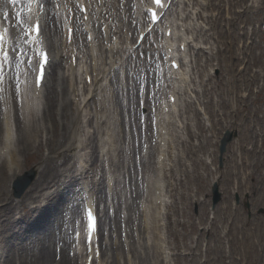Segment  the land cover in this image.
<instances>
[{
    "label": "rangeland",
    "instance_id": "obj_1",
    "mask_svg": "<svg viewBox=\"0 0 264 264\" xmlns=\"http://www.w3.org/2000/svg\"><path fill=\"white\" fill-rule=\"evenodd\" d=\"M192 1L197 3V0ZM0 3L2 11L5 12L11 9L6 0H0ZM252 4H264V0H245L243 4H240V6H237L235 9L227 4V0H211L210 5L215 14H217V17H219L217 20L216 17L206 19V17L212 13V10H208L206 7L202 8L201 19L204 22V26L206 29H211V34H214L213 38L219 43L221 51L218 53L217 57H212V61L210 60L211 55L206 52L199 56L198 68L201 69V65H203V72L208 69L207 72H211L215 78L205 82L202 92L200 81L195 83L199 86V92H201L197 93L195 96V104L197 106V103H199L209 117V122L211 120V124L214 123V133L213 135L209 133L210 129L207 130L204 125L200 123L203 119L202 114V118L199 116L200 121L196 118L194 110H187V115L184 119L188 124L185 125V128L182 130L183 138L175 145V151L178 157L173 162L174 164L169 176L165 177V180L167 179L169 183L167 195L171 200L167 207L166 226L167 241L171 252L168 262L159 255L156 245L146 248L143 240V243H136L135 246L131 244L129 248L133 249L130 253V255L132 254L131 262L129 263L125 260L126 256L129 254L126 253L124 257L120 255L122 257L119 258L120 264H229L230 260V264H264V214H257L258 209L264 207V140L262 141L259 139L257 142L251 143L257 132L258 134L261 132L264 133V90L262 91V88L264 89V9L259 7L258 11L254 8L249 9L248 6ZM246 6L248 8H246ZM244 7L246 11L243 13ZM233 65L234 69L232 72ZM195 71H197L196 68ZM53 76L54 71H52V78L54 80ZM237 78L239 79L240 85L237 84ZM204 79H206V77ZM47 90H50V88ZM54 90H57L55 84ZM63 93H67L66 88L63 89ZM249 94L251 95L245 98V96ZM52 96H55V93L52 94ZM237 100L240 102L239 108L236 106ZM243 100H247V103H244V105H242ZM53 109V122L59 125H56V127L63 129L64 127H62V124L67 121L64 117L62 121L58 120L61 114L60 116L55 115L57 107H53ZM193 116L194 120L192 121ZM69 118L71 120L70 116ZM191 122H193V125L189 124ZM194 122L197 123V127L196 124L194 125ZM80 126L81 119L79 123L77 122L75 124L74 130L78 129ZM48 128H50L48 132L51 136L53 135L54 141L52 140L46 143V130H44V133H39L38 140L43 142L41 156L46 157V154H48L47 150L53 149L49 162H52V165L60 171L59 168H65L66 161H68L70 156H66L65 160L63 155L58 157L55 156V151L61 149V147H63V149L66 147V138H61V136H58L57 132H53V127L51 128V125H49ZM17 130L20 131V128L17 127ZM226 130H236L237 138L228 145L227 152L224 155L223 167L221 168L219 166V146L217 141ZM199 134H202V136H199ZM205 136H208V138ZM122 139L123 137L121 136V142L118 141V143L121 144L122 147L127 148L129 138H127V140ZM245 141L249 149H254V152L252 154L250 153V156L247 158L248 162L253 165L249 168L251 173L249 177V170L235 171L237 170L238 161L233 158L236 153L243 154L246 150L244 145ZM32 145V152L39 148L38 143L33 142ZM135 148L136 150L140 149L136 143ZM129 152L130 151L127 153ZM204 154H209L207 157L212 161L209 170L211 168L215 170H213L211 174L206 173L203 181H196L193 179V176H197L200 173V169H198L196 174L194 173L195 161L199 155ZM19 155L20 168L18 173L11 176V172H6V180L0 181V192H2L3 188L5 196H8L7 198L0 194V205L7 202L4 206H0L3 209L7 208L6 212H0V240L5 236V243L8 244L7 252L12 253V264H37V259L39 258L38 254L43 246L45 248L44 251L50 253L48 264L64 263V257H67L68 250L63 246V250L58 252L56 248L58 245H62L61 241L66 237V231H64L62 227L58 228V225L65 216L67 207L73 205L74 199L77 196L75 194L76 192H73V189H71V192L70 190L66 191L62 189V186H59L61 188L60 198H58L55 203L52 199L48 201L46 205L49 206L47 211H45L47 215L44 217L45 209L43 208V211H41L42 207L39 206L37 211L31 214L33 217L28 222V226L30 227L29 231L27 228H24L26 227L24 224L22 226L24 229L22 234L13 232L10 227L15 225L9 222V220L11 219V221L16 224L18 221L21 225L23 224L22 220H18V217L25 212L22 210V205H27L30 201L36 200L35 192L30 197L26 195L39 180L42 169L45 166L44 163L41 162L42 160H36L38 158L34 156L24 157L21 153H19ZM125 155L126 152H124V156ZM99 165H101V161H99ZM119 166V171H125L126 176H129L130 172L134 173L136 170L134 163L130 166L125 163L124 170L123 167L121 168L122 165ZM32 167L37 169L38 174L36 180L20 199L15 198V191L13 190L14 181L19 175H22ZM100 168L102 167H98V169L94 168V172L91 174L93 176L92 178L95 177L97 180L103 176V174L99 173ZM128 168L129 172L127 171ZM72 171L74 174H77L74 168ZM54 177L55 175L51 178H47L48 187L44 188V186V189L38 192L40 197L37 198L36 202L30 203V207L41 205L44 198L41 194L55 191L58 188L57 185H61L58 179L54 180ZM101 178L105 184V180L103 177ZM65 180L69 181L68 178ZM127 180L126 178V181ZM214 181H218L221 186L224 202L223 207L225 208L223 210L225 211L228 207L231 208V204L234 203V187L239 186V193L243 196L246 193L250 194L251 204L254 203L255 205L254 214L250 217L247 210L239 207L237 212H233L231 209L227 217L229 219H234L245 229L249 227L253 231L252 236L249 235L246 237L247 230L245 229L239 232L238 228L234 226V231L233 225L230 226L225 224L222 229L223 234L226 233L227 227L230 228L229 230L231 232H228L229 235L225 236L227 240H222L219 243L216 238L218 235L222 234V231L219 233L218 223L215 220H213L214 226L212 227L211 233L210 231L205 233L200 230L201 227L210 226V223L207 222L209 216H211L210 206L206 200L205 203H195V198L192 195H197V198L203 195L206 199ZM72 187L74 186H71V188ZM82 187L83 186H79L78 191H80ZM89 189L93 191L94 188L92 189V186H90ZM200 189L201 191H199ZM69 193L70 197H68ZM97 194H100V192H97ZM79 197L80 196H77V198ZM133 200H136V198ZM124 201L125 197H123L122 202ZM46 202L47 200L42 202V205ZM195 204L198 206L200 222L195 220ZM55 209H58L57 212H55ZM118 210L120 211L121 208L119 207ZM136 210V203L128 201L124 205L121 213L128 211L130 214ZM112 215L114 216V213ZM8 216H10L9 220L7 218ZM37 219H42L41 227H34ZM104 220L107 221L105 218ZM112 221H116L115 216ZM203 222L207 223L205 224ZM102 225H104L103 221ZM184 225L185 227H183ZM255 236H258L261 240H258V244L256 242L254 243ZM207 241H209V243L207 251H205L204 245L207 244ZM253 243L261 245V247H258L259 251L257 253H255L254 250L248 252L246 249L248 244L253 245ZM112 257L111 252L105 255L106 264H118L117 258L115 257L114 261ZM0 264H3L2 259H0Z\"/></svg>",
    "mask_w": 264,
    "mask_h": 264
},
{
    "label": "bare ground",
    "instance_id": "obj_2",
    "mask_svg": "<svg viewBox=\"0 0 264 264\" xmlns=\"http://www.w3.org/2000/svg\"><path fill=\"white\" fill-rule=\"evenodd\" d=\"M163 1L165 2V0ZM199 3H200L199 5H205V1H199ZM238 3L239 1L237 0L236 4ZM258 6L259 8L264 9V4H259ZM198 10H199L198 6L195 8H191L190 11L189 9L187 10H183V8L179 9L176 12V16L177 17L183 16L182 22L184 23L177 24V26L182 25V27L185 26V28H188V29L189 28H199V27L204 28L203 23L197 18ZM174 19L176 20V17ZM173 26L174 27L172 28L174 30V34L177 35L176 30L174 29L177 27H175V24H173ZM190 34L191 36L189 35L188 32H185L183 36L187 38V41L191 42L190 43V47H191L192 42H194L195 39L193 40V36H192L193 34L192 33ZM129 42L130 41H129V35H128V37L126 38V41L118 45L120 52H116V53H105L102 51L100 47H97L96 45H94V48L91 50V53H92L91 60L94 62V66L92 65L91 66H92V71L97 72V75L99 76H97L96 74H95L96 76H93V79H92L93 82L90 87H88V85L86 84L82 86L81 85L79 86V84H76L75 69L74 70L72 69V71L70 72L68 68L67 69L62 68V70H58V78L56 79L58 80L59 86L64 85V81L68 82V86H69L68 96H66V99L63 100L61 104L58 102L61 107V110L65 111V113H68L67 100L71 102V104H73V110H74L73 117L71 118L72 121L69 124L70 129L68 127L64 128V135L62 138H68V140L70 141V131L72 130L73 124L79 120L80 114L81 115L85 114L83 116V123L85 124L87 122L89 125V128L87 125H84V124L81 125V128L83 129V133L80 136H75L77 139L75 150L81 149L83 151L92 145L90 148L92 150V155L95 156V158L93 159V163L97 161V158L98 160L102 158L103 160L105 159L108 161L109 172L104 173L105 175L109 174V178H108L109 180L107 182V187L108 186L110 187V184L112 185L113 183L112 177L114 176L113 175L114 171L112 172V167L114 166V158H117L118 156V154H114V153L118 152L119 150V148H117V145H116L118 141L117 139L120 133L119 130L123 129L122 131L123 139L126 140L128 137L125 135V131H124L125 127H123L124 120H123L122 114L125 111V108L129 109L131 101H130V98L128 97L126 99H120L119 95L120 94L125 95V93L128 92L129 90L133 92V86L130 87L126 85V87H124V83H123L124 78L122 76L124 69L127 67L126 65L127 55L130 52H132V49H133L132 47H130ZM52 43L54 46H56V40L54 38L52 39ZM161 48L166 49L167 47L162 45ZM199 48H202L201 45L199 46ZM169 49L172 50L173 46H170ZM189 53H190V49H189ZM185 54L186 53H184L183 55ZM114 55H117L118 57L114 59ZM156 56H159V53L157 51H156ZM187 56L188 55L186 54L183 66L185 65ZM53 59L54 61H58L57 55L55 54L54 51H53ZM58 68L60 69L59 66ZM167 72H168L167 74L168 77L169 75L171 76L170 81L169 80L168 81L170 82V87L172 86V91L174 92V95L176 96L177 101L174 104L161 101L162 107L168 108L170 113L166 114L164 113L163 110H159V112L156 115L159 120V123H158L159 143L155 147V150L157 151V157L154 158V160L151 163L150 155H146V154L142 155L141 151L139 152L140 163L144 164V176L147 178L146 184L148 186V190H150V195L153 198L151 205L147 203V201L145 200L143 201L140 200L144 213H145L146 221H150L151 219H155L157 217H158L157 220H160L161 214L164 212V207L166 205L167 199L165 196V189H164L165 184L162 180V177L163 175L166 174L165 171L168 170V166L170 165L169 154H172V157L175 156L173 149L171 152V147L169 143L173 138L172 135L174 136L180 135V131L177 130L176 126L183 127L182 123L180 125L175 126L173 124L172 118L180 114V112L183 109L187 110L192 107V102L190 99L193 97L192 93H194L190 85V82L192 79V73H193V72L191 73L190 68L187 67V69H183L182 67H180L177 71L169 70ZM51 81L48 82L49 84L48 87L51 86V83H50ZM99 82H100V86L98 87V89H94L93 86L97 85ZM85 88H87L86 94H83V90ZM44 90L45 88L41 89L40 91L27 88V90L23 94L24 100H23L21 109L16 110V107H15L13 110L14 121H12L11 119L12 114L10 110L5 111L4 115L2 113L3 117L2 118L0 117V131L2 134L0 136V181H3L5 179L6 172L8 173L11 172L13 174H16L18 172V167L20 166L19 153H21L24 157L34 156L35 158H38L36 160L40 159L42 160L41 162H43L45 165L44 168L42 169L39 180L27 193L26 195L27 197H30L35 192L36 194L35 197L39 198L38 192L44 186L45 188L48 187V183L46 181L47 178H51L54 175H55L54 180L58 179V182H62V179H60V177H62L64 180L65 178H69L70 185L72 186L75 184L76 186L79 185L80 180L81 181L83 180L84 182L83 188L85 187V189L87 190L86 187L89 186L91 181L90 179H88L89 169L88 168L84 169V166H86L87 164L86 159L85 161H82V157L84 156L85 152L81 153L79 151H74L73 156H72L70 152H72L71 148L74 143H71V142L68 143L66 145L67 149L64 152H61V153H64V157L67 156L66 153L68 152L69 153L68 156L70 157L68 161H66L65 168H59L60 171H58V169H56V167L52 165V162H49L51 159V153L53 149L48 150V155L46 157L41 156L43 147H42V141L38 140L39 133L40 132L43 133L45 129H48L49 125L53 127V131H55V129L57 128L51 119L53 108L52 106L48 105L49 101L47 102L46 100V95L44 93ZM115 90L117 92V95H115V92H114ZM263 90L264 89L262 88V91ZM157 92H159V88L157 89ZM156 95H159V94H156ZM79 96L81 98L77 99V97ZM160 96H162V93L160 94ZM45 100H46V104L44 105ZM9 103L10 101L8 100V104L6 106H8ZM124 103H127L128 107L125 106ZM244 103H247V100H243L242 105H244ZM2 106H5V104ZM40 107L42 109V111L40 112L41 115L38 114ZM0 109H1V104H0ZM19 112L22 115H19L18 114ZM129 112L130 111H128L127 114L130 117ZM17 127L20 128V131L17 130ZM132 127L133 126L131 125L130 129ZM171 127H173L172 132H170ZM91 128H93L92 133H91ZM19 132H20V138H19ZM51 140L54 141L53 138H51L50 141ZM33 142L39 144V148L35 150L34 152H32V149H31V146H33L32 145ZM48 142H49V139L47 140V143ZM131 144L133 146V143L130 142L129 145ZM129 145L127 147V151L131 150V147ZM59 150L60 149L55 151L56 153L55 156L58 155ZM122 155H123L122 153L119 154V156H122ZM122 157H121V162H123ZM124 161H127L128 163H132L131 156L127 155L126 157H124ZM203 161L205 160L202 157H200L195 161V165L199 166L201 165V162L204 163ZM72 162L74 164L79 162V164L81 165L80 167L82 168H77V171L79 172L78 174L73 173ZM195 169H197V172H198V169H200V167H195ZM78 176H81V177L77 178ZM69 182L65 183L64 190L68 188ZM121 182L122 180H120V184ZM123 182H125V176L123 178ZM130 182H132V184L135 183L137 186L141 184L140 182H138V179L133 180L131 175H130ZM143 183L144 182H142V184ZM102 185H103V182L100 181L98 183L97 190L100 191V193L104 195V199L107 200V193L106 191L104 192L105 189L103 190L101 188ZM77 187H74L75 192L77 190L76 189ZM132 193L133 191H131V194ZM0 194L5 196V192L3 188ZM5 197L8 198V196H5ZM44 197L47 199H52L53 195L50 194L49 192H46L44 193ZM55 198H60V191H57ZM36 200L30 201V203L36 202ZM30 203H28L27 205H22L23 203L21 204L22 210H24L25 212L19 217V220H22L24 223L25 222L28 223L33 217L31 214H33L34 211H37L38 209V206L30 207L29 206ZM6 209L1 208L0 212L4 213L6 212ZM47 209L48 208H46V210ZM73 211H74L73 213H75L74 216L77 219H79L78 212L75 211L74 209ZM108 212H109V209L107 210V215L109 217L111 215ZM46 215H47V212H45L44 217ZM7 218L9 220L10 216H8ZM9 222L15 225V226L10 227V229L13 232H17V233L19 232L21 234L24 232V229L18 226V224H16L15 222L11 221V219L9 220ZM41 222H42V219H37L36 225L34 227L36 226L41 227ZM26 228L29 231L30 227L26 226ZM2 241H5V236L2 237ZM100 246L102 247L101 244ZM44 250L45 248L43 246V248L38 254L39 258L37 259V262H38L37 264H48V258H49L50 253L45 252ZM80 251H81V248L78 250V252ZM78 252H76L77 255L75 257H78ZM0 258H3L4 264H12V253L11 252L5 253L4 249L0 248ZM60 264H71V261L68 260L67 257H64V263L61 262Z\"/></svg>",
    "mask_w": 264,
    "mask_h": 264
},
{
    "label": "snow or ice",
    "instance_id": "obj_3",
    "mask_svg": "<svg viewBox=\"0 0 264 264\" xmlns=\"http://www.w3.org/2000/svg\"><path fill=\"white\" fill-rule=\"evenodd\" d=\"M13 2H14V0H13ZM155 3L157 5H159L160 7L164 6L162 0H155ZM153 18L154 19L156 18L155 12L153 13ZM40 30H41L40 25L36 24L35 25L36 33L39 34ZM70 34H71V29L69 30V38H71ZM0 39H2V37H0ZM40 55H41L42 60H43V62L39 64L40 79H43L44 75H45V66L49 63V58H48L47 53H41ZM7 58H8V53L5 52L4 53V59L6 60ZM3 68H4L3 62H0V76H2ZM87 217H88L89 221L91 222L88 226L94 231L95 227H96V218H95V216H93L91 209L87 210Z\"/></svg>",
    "mask_w": 264,
    "mask_h": 264
}]
</instances>
